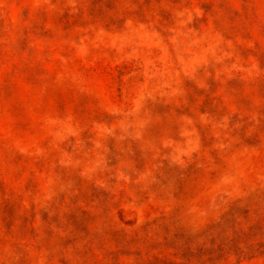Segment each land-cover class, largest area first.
Returning a JSON list of instances; mask_svg holds the SVG:
<instances>
[{
    "label": "rangeland",
    "instance_id": "1",
    "mask_svg": "<svg viewBox=\"0 0 264 264\" xmlns=\"http://www.w3.org/2000/svg\"><path fill=\"white\" fill-rule=\"evenodd\" d=\"M0 264H264V0H0Z\"/></svg>",
    "mask_w": 264,
    "mask_h": 264
}]
</instances>
